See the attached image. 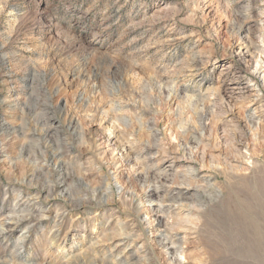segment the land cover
Wrapping results in <instances>:
<instances>
[{"label":"rangeland","instance_id":"rangeland-1","mask_svg":"<svg viewBox=\"0 0 264 264\" xmlns=\"http://www.w3.org/2000/svg\"><path fill=\"white\" fill-rule=\"evenodd\" d=\"M250 120L264 0H0V264H264Z\"/></svg>","mask_w":264,"mask_h":264},{"label":"bare ground","instance_id":"bare-ground-1","mask_svg":"<svg viewBox=\"0 0 264 264\" xmlns=\"http://www.w3.org/2000/svg\"><path fill=\"white\" fill-rule=\"evenodd\" d=\"M252 121L253 120H250V122H251V126H249L250 130L257 132L264 127L262 122L257 123V122H252ZM224 132H225L224 137L229 135L228 132H226V131H224ZM234 134L235 135H234V141L232 144V149L235 152L236 157L243 158L242 149L246 148V144L243 143V139L242 140L240 139L243 137V135H237L238 134L237 132ZM206 137H207V134L205 133L203 135H200L198 138H193L191 143L187 144L188 148L192 149V150L195 148L194 146H196V148H197L200 141L205 140ZM238 138H239V140H238ZM217 140H218V138H217ZM184 147H185V145H184ZM207 154H208L207 149L204 148L201 152L202 157H206ZM180 158H182V157H180ZM243 159L248 160V157L245 155ZM175 160L180 161L179 159L177 160L176 158H175ZM230 164H233V163L230 162ZM187 174H190V175L183 177L182 181L180 180L182 182V184H180L181 186L190 187L191 186L190 183L192 182V177H196V175H197L195 169L189 170ZM159 175H160V179L161 178H166V179L168 178L169 179V177H170L167 170L162 171V173ZM174 181H176V180H174ZM157 190L155 189L154 192H157ZM179 195L180 196H178L177 200L182 201V200H180V197L183 194H181V192H180ZM177 200L176 201L173 200V202H177ZM192 207H193V209H195L196 206H192ZM178 209L182 210V211H179L178 213H176V215L180 217V215H182V214H179V213H182L184 208L182 209L181 206H179ZM152 210H153V212H158L156 209H152ZM184 210L188 213H191L193 211L191 208H190V210L189 209H184ZM158 221H159V225H161L162 221L161 220H158ZM172 221L173 222H169V220L167 221L166 228L161 233L162 238L160 239V242L162 243L163 248L167 251V254L169 256H171V261L173 262V264H179L178 258H179V256H183V253H182V251H180L178 249V246L181 244V240H179L178 238H179V236H181L184 233L186 234V232H189L190 230L193 229V227H196V226L189 219L177 218L176 220H172ZM160 227H159V229H160ZM115 263H117V262H115Z\"/></svg>","mask_w":264,"mask_h":264}]
</instances>
